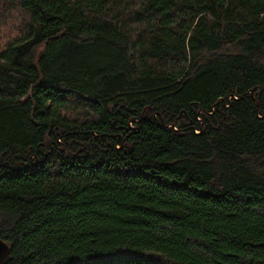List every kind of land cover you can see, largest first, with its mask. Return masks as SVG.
<instances>
[{"label":"trees","instance_id":"obj_1","mask_svg":"<svg viewBox=\"0 0 264 264\" xmlns=\"http://www.w3.org/2000/svg\"><path fill=\"white\" fill-rule=\"evenodd\" d=\"M2 264H264V0H0Z\"/></svg>","mask_w":264,"mask_h":264},{"label":"water","instance_id":"obj_2","mask_svg":"<svg viewBox=\"0 0 264 264\" xmlns=\"http://www.w3.org/2000/svg\"><path fill=\"white\" fill-rule=\"evenodd\" d=\"M9 255V245L0 239V264L4 262V260Z\"/></svg>","mask_w":264,"mask_h":264}]
</instances>
